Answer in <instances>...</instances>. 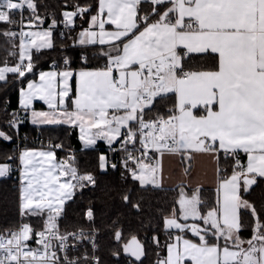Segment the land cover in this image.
Returning <instances> with one entry per match:
<instances>
[{
	"label": "snow or ice",
	"instance_id": "snow-or-ice-1",
	"mask_svg": "<svg viewBox=\"0 0 264 264\" xmlns=\"http://www.w3.org/2000/svg\"><path fill=\"white\" fill-rule=\"evenodd\" d=\"M40 8L38 0H0V25L9 26L0 36L19 39L13 53L17 62L0 65V87L5 90L10 83L23 84L34 72L33 50L40 54L54 48L53 30L60 23L55 17L47 30L25 31L45 23ZM64 8L62 22L69 31L77 18L89 25L73 45L81 48L84 66L75 71L64 57L63 68L53 61L51 70L38 72V81L27 80L19 89L18 110L9 115L10 100L0 105L5 116L0 141L12 144L29 122L78 129L86 149L104 141L113 151L125 152V171L142 190L161 187L159 162H145L150 150L188 159L193 152L207 154L217 165L222 153L231 172L217 167L223 175L214 205H204L199 190L188 195L181 189L178 206L161 217V230L171 242L161 246L159 235L153 237L165 253L156 264H264V205L243 198L264 179V0H95L88 5L76 0ZM90 56L103 66L88 68ZM193 56L207 63L191 67L186 61ZM10 76L15 77L11 82ZM170 93L176 103L167 117L146 118L157 98ZM36 101L47 110H37ZM137 143L139 157L133 152ZM61 149L62 144L47 150L24 148L18 157L0 163L3 178L12 170V159H18L23 184L19 227L0 231V264H92L87 253L69 256L74 246L67 243L91 236L83 230L61 234L58 224L76 190L94 187L96 179L80 174L74 159H58ZM106 165L101 154L100 169ZM130 195L124 196L125 202ZM242 209L250 224L244 223ZM31 216L43 217V230L34 231L23 219ZM87 217L93 219L91 210ZM245 230L251 231L250 237L241 236ZM34 237L40 248L29 246ZM125 252L137 264L147 255L135 239Z\"/></svg>",
	"mask_w": 264,
	"mask_h": 264
},
{
	"label": "trees",
	"instance_id": "trees-1",
	"mask_svg": "<svg viewBox=\"0 0 264 264\" xmlns=\"http://www.w3.org/2000/svg\"><path fill=\"white\" fill-rule=\"evenodd\" d=\"M41 4L39 9L41 18H46L42 27H48L51 19L55 17L60 21L53 31V49L43 50L40 54L34 52L36 68L34 72L28 74L23 84H9L7 90L0 87V105H4L10 100L9 115L12 110L19 109V89L27 83V80L37 78L40 70L50 69V65L55 61L59 66L62 65L64 57H68L72 63L73 70L81 69L84 64L81 59V48L74 47V38L80 30L88 26L80 18L76 19V27L73 31H67L64 38H61V29L63 27L62 13L65 10L64 5L74 4L76 0H38ZM81 5L95 4V0H79ZM28 13L25 12V17ZM8 25H0V30L7 29ZM19 39L13 41L10 38L0 36V65L5 61L9 65H14L17 60L13 53L18 52ZM98 47V46H96ZM95 55L92 48L86 49ZM89 58L87 67L95 68L98 65L103 66L102 60ZM191 67L201 66L207 61L198 56H193L190 61H186ZM15 77L10 76L9 81ZM176 103L174 94H167L165 98H157L154 106L146 118L156 117L157 114L167 117L169 111L174 109ZM23 114V113H21ZM5 116L0 112V122H3ZM79 130L72 129L64 125H45L34 126L30 122L20 127L19 136L12 144L0 141V163L8 162L9 157H18L19 152L24 148L49 147L52 144H62L63 149L57 150V158H71L76 161L78 172L80 174H92L96 179L94 187L88 186L81 190H76L73 200L68 201L65 206L63 218L59 220V231L61 233L85 229L96 230L98 256L100 264H137V262L126 257L123 254V244L132 237H138L145 245L146 257L142 264H156L158 258H163L165 253L163 248L157 249L153 242V237L159 235L161 246L169 242L168 233L161 230V217L167 216L169 210L178 206L179 194L181 189L192 192L185 185H179L175 188L152 189L147 186L142 190L138 182L131 179L130 173L125 171L124 157L125 152L117 151L114 153V159L117 166L112 168L107 166L105 169L99 167V156L106 153L108 147L98 146L86 149L82 141L79 140ZM139 144L135 145V148ZM109 156V155H108ZM242 162H246V156L239 153ZM12 164L18 165V159H12ZM220 169H227L230 174L231 167L225 162L221 153L219 164ZM187 171L191 170L190 160H186ZM223 172L219 174L221 178ZM204 205H214L217 198V188L198 189ZM130 195V201L125 202L124 196ZM20 195V177L19 170L12 169L8 177L0 178V231L17 227L22 219L19 212ZM249 202L257 207L264 205V179H258L257 185L246 195L243 196ZM134 205H139V211ZM93 212V219L89 220L87 212ZM241 216L245 224H250L251 217L243 209ZM30 223L34 231L43 230V217L31 216L23 217ZM119 233V238H117ZM191 236V233H187ZM242 237H250L251 231L241 232ZM196 239L195 237H192Z\"/></svg>",
	"mask_w": 264,
	"mask_h": 264
},
{
	"label": "crops",
	"instance_id": "crops-1",
	"mask_svg": "<svg viewBox=\"0 0 264 264\" xmlns=\"http://www.w3.org/2000/svg\"><path fill=\"white\" fill-rule=\"evenodd\" d=\"M88 27L89 25L86 28ZM112 27L113 26L106 25V28H108L109 30H111ZM47 28L48 27H42V26L39 29L37 28L27 29L26 28L25 31L47 30ZM47 70H51V68L46 69L45 71ZM79 70L80 69L75 70V71H79ZM30 80L38 81V76L37 78H33ZM23 87H26V84ZM34 106L37 110H47L46 106L42 102H39V101L34 102ZM200 111L201 110H197L198 113ZM102 145L108 147L104 141H97V144L93 146L92 148L102 146ZM48 148L49 147H37V148H29V149L47 150ZM189 155L191 156V159H188L181 154L164 152L163 155H161L157 153L156 160L153 164L148 162L147 160H145V162H148L152 165H155L157 162H159V166H160L159 179L161 181L160 188H175L179 185H185L188 188L194 189V190H198L201 188H210V189L217 188L218 189L220 178H219V175L217 174V167L219 165H217L216 161L207 154H200V153L193 152V153H190ZM220 159H221V154L219 155V161ZM186 160H190L191 162L190 171H187ZM107 163H108V160H107ZM18 166H19L20 190H21V188L23 187V184L21 182V172H20L22 166L20 164H18ZM183 191L186 192L188 195H191L193 193V191L192 192L190 191L188 192L186 190H183ZM175 234L176 233L174 231L173 235ZM187 238L193 239L192 237L188 235H187ZM185 264H191V261H185Z\"/></svg>",
	"mask_w": 264,
	"mask_h": 264
},
{
	"label": "built area",
	"instance_id": "built-area-1",
	"mask_svg": "<svg viewBox=\"0 0 264 264\" xmlns=\"http://www.w3.org/2000/svg\"><path fill=\"white\" fill-rule=\"evenodd\" d=\"M67 31H68V29L63 24V27L61 29V38L65 37ZM60 67L63 68L64 65L62 64ZM151 118H155V117H151ZM139 149H140V145L133 149L134 155L137 156V157L140 156ZM117 151H119V150H117ZM117 151H113V149L108 148V155H109V156L107 155L108 156V166L112 167L111 166L112 164H115L117 166V161L114 159V153L117 152ZM156 154H157L156 152L150 150L149 151V155L146 158V160L153 164L155 162V160H156ZM72 157L73 156L71 155V158ZM12 169L19 170V166L15 165V164H12ZM25 222H27V221H25ZM17 227H19V225ZM17 227H13L11 229H16ZM81 230L84 231L85 236H91L92 239L91 240L69 239L67 241V243L69 245H73L74 247H72L69 250L68 255L72 256V257H81L85 253H87V256L92 259V264H100V258H99L98 253H97L98 244H97V232H96V230L78 229V230H71V231H67V232H64V233H61V232L60 233L61 234H74V233H78ZM37 239H38V237H34L32 240L28 241L29 246L34 248V249L35 248H40L41 245H38L36 243ZM93 240H94V245H95L94 247H93V242H92ZM58 255H63V254L62 253H58Z\"/></svg>",
	"mask_w": 264,
	"mask_h": 264
},
{
	"label": "water",
	"instance_id": "water-1",
	"mask_svg": "<svg viewBox=\"0 0 264 264\" xmlns=\"http://www.w3.org/2000/svg\"><path fill=\"white\" fill-rule=\"evenodd\" d=\"M133 239L137 240V241H138L141 245H143L144 248H145V245L140 241V239H139L138 237H132V238H130L126 243L123 244L122 248H123V254H124L126 257H128V258L132 259L133 261H135V258L131 256L130 252H125V246H126V245H130V244L132 243ZM145 250H146V248H145ZM145 257H146V256H145ZM145 257L143 258V260L145 259ZM135 262H136V261H135Z\"/></svg>",
	"mask_w": 264,
	"mask_h": 264
},
{
	"label": "rangeland",
	"instance_id": "rangeland-1",
	"mask_svg": "<svg viewBox=\"0 0 264 264\" xmlns=\"http://www.w3.org/2000/svg\"><path fill=\"white\" fill-rule=\"evenodd\" d=\"M104 155H106V157H107V154H106V153H104ZM107 160H108V158H107ZM107 164H108V163H107ZM107 166H108V165H106V168H107Z\"/></svg>",
	"mask_w": 264,
	"mask_h": 264
}]
</instances>
